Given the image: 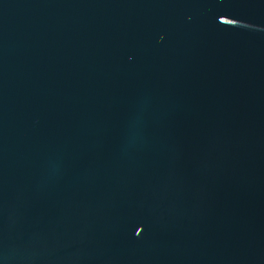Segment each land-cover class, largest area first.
<instances>
[{
	"label": "water",
	"instance_id": "95a60500",
	"mask_svg": "<svg viewBox=\"0 0 264 264\" xmlns=\"http://www.w3.org/2000/svg\"><path fill=\"white\" fill-rule=\"evenodd\" d=\"M0 264H264V0H0Z\"/></svg>",
	"mask_w": 264,
	"mask_h": 264
}]
</instances>
